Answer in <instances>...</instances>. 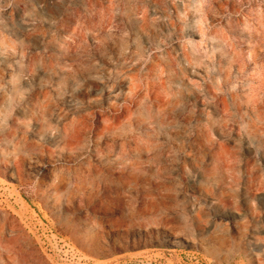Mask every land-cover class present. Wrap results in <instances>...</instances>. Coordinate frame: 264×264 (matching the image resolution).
Instances as JSON below:
<instances>
[{
    "label": "rangeland",
    "instance_id": "374dc122",
    "mask_svg": "<svg viewBox=\"0 0 264 264\" xmlns=\"http://www.w3.org/2000/svg\"><path fill=\"white\" fill-rule=\"evenodd\" d=\"M0 264H264V0H0Z\"/></svg>",
    "mask_w": 264,
    "mask_h": 264
}]
</instances>
